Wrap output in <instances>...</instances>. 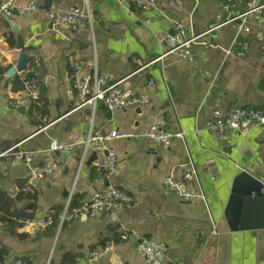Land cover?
I'll list each match as a JSON object with an SVG mask.
<instances>
[{"label":"crops","instance_id":"crops-1","mask_svg":"<svg viewBox=\"0 0 264 264\" xmlns=\"http://www.w3.org/2000/svg\"><path fill=\"white\" fill-rule=\"evenodd\" d=\"M248 1L224 11L222 0H158L149 9H137L122 0H88L94 17L92 32L89 27L56 28L48 19L49 10L84 8L85 0H52L50 9H44V0H2L18 14L9 17L0 7V151L19 144L35 157L31 165L13 163L9 156L0 159V207L28 181L33 167L45 162L50 138L73 143L86 134L91 123L104 132L116 128L137 134L113 141L118 168L110 175L97 168L103 152H89L82 166L78 149L67 158L57 156L55 173L31 188L30 197L0 220V248L9 250L5 264L18 259L31 264H64L67 254L87 258L94 250L100 252L95 264H149L137 248L145 238L167 245L164 264H264L261 129L228 130L219 136L207 127L218 108L264 107V52L257 38L258 31L264 37V24H252L253 31L244 36L249 48L243 55L228 53L238 49L236 32L232 24H224L216 31L214 47L201 42L193 46V60L170 54L134 72L135 59L146 62L162 56L174 20L184 21L189 34H200L246 11ZM30 2L38 9L19 13ZM19 36L24 51L37 54L38 62L28 70L38 68L35 77L41 80L40 86L47 87L46 93L40 91L46 101L45 129L35 122L32 104L14 108L9 103L10 97H18L24 89L15 85V78H21L24 86L27 82L24 72L6 75L21 53L16 49ZM70 54L87 66H97L106 84L120 81L125 88L147 93L151 104H131L121 111L100 104L94 113L88 106L77 108ZM162 107L167 110L169 129L184 134L170 144L155 143L143 135ZM185 172L192 173L186 185L199 192L188 201L169 193L163 183L167 176L182 178ZM107 186L125 190L132 203L114 215H69L61 227L44 232L34 231L22 221L58 212V207L62 212L69 196L81 203ZM125 232L129 237L123 240Z\"/></svg>","mask_w":264,"mask_h":264},{"label":"built area","instance_id":"built-area-1","mask_svg":"<svg viewBox=\"0 0 264 264\" xmlns=\"http://www.w3.org/2000/svg\"><path fill=\"white\" fill-rule=\"evenodd\" d=\"M134 6L137 9L154 8L158 0H122ZM242 0H222L221 8L224 11H231L237 8ZM35 2H30L19 11L21 14H27L37 10ZM1 10L6 12L7 16H15L14 8L11 4H3ZM264 0H249L246 11L236 13L228 20L219 22L211 26L208 30L200 34H189L186 23L182 20H174L173 33L164 40L165 51L162 56L153 58L149 61L135 59L136 69L139 72L159 61L163 56L178 54L184 60H193L195 58L193 46L201 42L206 47L215 46L216 31L224 24H232L236 32L234 45L237 50L231 49L229 54L243 55L249 48V41L244 37L253 31L252 24L261 27L264 24ZM48 19L53 27H71L81 29L89 27L94 31V17L89 7L88 0H85V7L71 6L66 11H48ZM257 38L261 41V48L264 52V37L261 31L257 32ZM38 60L36 59V64ZM71 69L70 78L77 92V108L88 106L93 113L100 104H103L110 111H121L131 104L150 105L151 97L147 93L136 92L125 88L121 82L106 84L104 76L100 74L97 66H87L75 54L69 55ZM33 64V65H34ZM33 66L29 71H34ZM41 80L33 77L27 80L22 93L18 97H10L9 103L14 108L25 107L33 104L36 107L38 117L44 122L40 129H45L47 115L44 112L46 101L41 97L39 86ZM152 83V80L150 81ZM166 108H159L154 119L144 132V136L155 142L170 144L177 136H183V133L175 134L168 126ZM207 127L222 136L228 130H236L245 133L253 127L261 129V137L264 145V107H255L249 105H233L227 109L218 108L214 110L212 116L207 122ZM137 136L134 132L121 129H110L107 132L97 130L91 123L86 134L80 136L75 142L67 144L50 138L47 158L42 165L34 166L28 181L12 193V198H17L21 193H27L31 188L37 186L39 182L50 177L59 167L57 156L63 152L69 153L75 149L80 151L79 163L82 166L86 156L91 151L103 152V157L98 161L97 168L105 175L113 174L118 168V158L113 141L118 139H130ZM19 144H15L5 150L0 151V159L11 157L13 163H24L31 165L34 162L35 153L31 150H22ZM192 178L191 172H185L182 178L167 176L164 179V187L169 193H177L182 200L188 201L199 192L186 185ZM72 196H69L67 202L59 214L52 210L46 215L35 218H27L22 221L31 227L34 231L44 232L50 227H61L66 218L71 216L96 218L100 215H114L118 210L130 205L133 198L119 187L107 186L93 192L88 198L82 201L78 206L72 207ZM129 235L125 232L123 240L128 239ZM138 251L145 257L149 264H164L167 255V245L156 239H142L138 243ZM100 252L94 250L87 258L78 257L74 264H95L99 259ZM13 264H31L24 259H18Z\"/></svg>","mask_w":264,"mask_h":264},{"label":"water","instance_id":"water-1","mask_svg":"<svg viewBox=\"0 0 264 264\" xmlns=\"http://www.w3.org/2000/svg\"><path fill=\"white\" fill-rule=\"evenodd\" d=\"M2 0H0V7L2 6ZM52 6V0H44V9H50ZM3 14L6 15V12L4 10H2ZM15 14H18L17 11H15ZM8 24V23H7ZM13 31L15 33L18 32V28L14 27ZM16 49L18 51H21V53L19 54L17 60L15 61V64L13 66H11L7 72L6 75L8 77H13L16 76L19 72H24V78L27 80H31L33 77H35L38 74L39 69L35 68L34 71H29L28 67L30 64H34L36 59H37V54L33 53V54H29L27 52L24 51L25 49V43L24 40L21 36H19L17 38V44H16ZM0 66H1V61H0ZM108 79V78H107ZM40 91L42 93H46L47 91V87L45 85H41L40 86ZM21 111H24V109L22 108ZM62 156L64 158H67L68 153L63 152ZM96 157V153L93 154V158Z\"/></svg>","mask_w":264,"mask_h":264},{"label":"trees","instance_id":"trees-1","mask_svg":"<svg viewBox=\"0 0 264 264\" xmlns=\"http://www.w3.org/2000/svg\"><path fill=\"white\" fill-rule=\"evenodd\" d=\"M11 43H13V39L10 38ZM16 84H21L20 89H23L24 87V81L19 78L16 77L15 78V85ZM31 112L34 114H32V116L35 117V122L37 123L38 126H43L44 122L42 121V119H40L38 117L37 111H36V107L32 104V108H31ZM23 185L21 184L20 187H22ZM29 192V191H28ZM27 193H21L18 195L17 198H8V200H6V202L4 203V205L2 207H0V220H4L5 216L11 212L13 209H15L16 204L19 203L20 201H22L23 199H25L26 197H30ZM80 204L78 198L74 197L72 199V207L78 206ZM59 211L57 212V216L59 215L60 208L58 207ZM57 218V217H56ZM58 219V218H57ZM9 257V250L5 247H1L0 248V264H5V261L7 260V258ZM78 257L72 255V254H67L64 256L63 258V262L64 264H74L75 261L77 260Z\"/></svg>","mask_w":264,"mask_h":264}]
</instances>
